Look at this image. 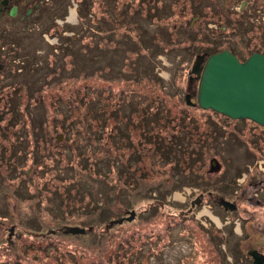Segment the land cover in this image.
<instances>
[{
    "label": "rangeland",
    "instance_id": "1",
    "mask_svg": "<svg viewBox=\"0 0 264 264\" xmlns=\"http://www.w3.org/2000/svg\"><path fill=\"white\" fill-rule=\"evenodd\" d=\"M136 1L108 0V36L97 25L98 0H91L90 29L79 0H68L66 13L65 0L58 1L64 35L80 36L49 80L50 71L35 73L43 95L15 100L13 127L0 130V264H251L248 251L264 256V127L201 109L193 78L199 70L192 73L210 40L247 57L245 38L257 41L264 32V0H192L193 9L182 13L175 1L161 0L158 14L145 17ZM198 4L219 9L218 17L209 14L219 25L196 19ZM20 37L25 51L58 43ZM51 120L46 150L31 153V124L47 129ZM232 129L245 138L238 141ZM61 130L67 138L55 141ZM123 142L141 172L136 192L123 186L131 202L118 195L117 162L129 164ZM253 148L263 157L253 158ZM109 189L106 203L100 194ZM221 200L235 209L224 210Z\"/></svg>",
    "mask_w": 264,
    "mask_h": 264
},
{
    "label": "trees",
    "instance_id": "2",
    "mask_svg": "<svg viewBox=\"0 0 264 264\" xmlns=\"http://www.w3.org/2000/svg\"><path fill=\"white\" fill-rule=\"evenodd\" d=\"M175 1V3H177V8L176 10L179 11V13H182L184 9H188L189 11L193 9L192 5H193V1L192 0H171ZM137 5L136 8H139L138 12H141L142 15L148 16V12L152 13L151 16H156L158 14V11L162 8V4L160 3L162 2L161 0H137ZM97 3H100V1L98 0ZM127 9H130V5L126 2ZM125 4V5H126ZM90 5V4H88ZM87 5V6H88ZM85 7L82 14L80 15H86L87 13V8ZM201 6L203 7L204 10V14H202L199 10V8H201ZM198 5L196 9H194V11L196 12V16H198L199 20H204L205 17L208 16V20L209 22H214L216 25H219L218 21V17L220 15V10L216 9L215 7H213L212 9L207 8V4L204 5ZM126 10V9H124ZM193 12V13H195ZM84 13V14H83ZM102 11L100 12L99 15L100 16V23L97 24L100 27V31H103V35L104 36H108V28L107 26H103L102 25ZM209 14H214L217 15L216 17H209ZM231 15V14H230ZM241 15V14H240ZM215 18V19H214ZM182 19V17H180L178 20ZM239 19V18H238ZM94 20V19H93ZM232 21V25L234 24L235 26H238V20L236 18V22L234 19H231ZM239 20H241L242 22L244 21L242 18H240ZM226 21H230L228 20L227 17L223 18V22L225 23ZM111 22V19H110ZM208 22V23H209ZM230 24V22H229ZM240 24V23H239ZM221 25V24H220ZM224 25V24H223ZM96 26V25H95ZM120 26V25H119ZM227 28V31L229 30V26L228 25H224ZM96 28H98V26H96ZM225 30V29H224ZM65 31V28H64ZM79 32L75 33L74 35H72L71 37H66V36H62L60 39H63L64 42V46L63 47H57L58 52H55L54 49H49L48 53L45 54L43 57H39L37 55H35V52H32V56L29 58L30 60L25 62L26 64L23 66H19L17 64L12 63V59L15 58L14 53H12V55L9 57L7 56L6 52H10V48H8V42L6 40H8V38L2 39L0 38V43L1 46L3 47V49H1L0 47V64H2L1 69H0V102H3V107L2 111H0V123L3 120V117L7 114H11L9 116V118L7 120H5L4 122L6 123L5 125H3V127H0V130L4 129L7 130L10 125L12 126L14 123L11 124V122H14V119L16 118V115L18 114V109H16L17 107H15L17 105V101L15 100H19L21 98H36L40 95H43L42 86H40L39 84L41 83V81L39 82H35L38 80H33L32 78L35 76V73L43 70V71H50V74H48L49 76L46 77V79H50V77H52V70H56L55 66H57V64H62L64 63V59L66 57H68V55L70 54V48L71 45L74 44V41L77 40L76 37L80 36L78 34ZM264 33V32H263ZM263 33L259 34V38L257 41H254V37L253 36H248V38H245V41L243 44L245 47V51L247 56H249L250 54H252V52H261L264 53V36ZM185 37L186 34L191 35L190 33H188L187 31L184 33ZM89 35H93V33L89 32ZM95 35H93L92 37H94ZM194 36V35H193ZM239 36V34H238ZM122 38V37H121ZM197 42L202 41V39L197 40L195 39ZM218 39H214V40H210V45H208L207 47H204L203 49H205L206 52H208L209 54L215 53V51H219L220 49H230L232 52H234V50L230 47L227 46L226 48H224V46L221 48L220 47V43L219 41H217ZM205 42L202 43V46ZM159 47V46H158ZM158 47L156 48V50H158ZM23 49V47H22ZM261 49V50H260ZM141 50V49H140ZM235 53V52H234ZM236 54V53H235ZM237 55L241 58V60H243L242 56L237 53ZM38 61L42 62L39 63ZM54 66V67H53ZM18 69H21V71L19 72ZM58 75V74H57ZM56 76V75H55ZM9 81V82H8ZM45 81V78L42 80V82ZM10 106V108H9ZM51 126L50 128L48 127L47 129L44 126V122L41 121H37V122H33L31 125H34L32 128L33 131V147H32V151L31 153H34L33 151L35 150L34 147L40 146L43 150H46L47 147V138L49 139L51 135H53V131L52 129H55V123L54 121L51 120ZM84 124V123H82ZM9 125V126H8ZM13 127V126H12ZM60 129V125L58 126ZM101 129V131H103L104 128H102L101 126L99 127ZM3 133V132H2ZM0 132V134H2ZM17 136H19V132H16ZM230 133V131H229ZM231 133H233V136L235 134V136H237V140L238 141H242V136H244L240 131L232 129ZM242 134V135H241ZM60 135L63 136V138H67V136L65 135L64 131H60L59 135H55L54 139L55 141H58V137H60ZM16 136V137H17ZM26 136V134H25ZM124 137V136H123ZM118 138V137H117ZM245 138V136H244ZM120 139V138H119ZM245 144H247L248 142H246V139H244ZM124 143V147H128V152H126V160L128 161L129 164H121V162H117V169H116V176L118 179V183H119V188H118V195L121 198L122 201L125 200H129L128 202H131L130 200V196L124 194L123 192V186H125V184L127 185V187H132L135 192L137 191L136 185L137 183H135L134 179H136V176H141V172L139 170H137L136 166L134 165V159H137V157L133 158V148H130V142H123ZM20 142L17 143V145H19ZM153 148V145H152ZM264 149V148H263ZM138 150V149H137ZM255 148L252 149V153H250V155L253 156V158H262L263 156L261 155L260 152H255ZM37 151V150H36ZM49 153L53 154L52 152L49 151ZM48 153V154H49ZM54 155V154H53ZM49 156V155H48ZM117 156V155H116ZM218 163V162H217ZM218 165L221 166L220 163H218ZM103 179H105L106 184L108 186V182L107 179L105 177V175L103 176ZM140 182H143V177L139 178ZM145 183V182H143ZM138 185V189H139ZM111 190H107V193H101L100 195H102V199L103 202L108 203L109 198H108V194ZM131 205V204H130ZM133 205V204H132ZM131 205V206H132ZM130 206V207H131ZM91 207L93 208V210H98L99 213L101 212V210L103 209V207L95 205V203L93 202V204L91 205ZM128 206V208H130Z\"/></svg>",
    "mask_w": 264,
    "mask_h": 264
},
{
    "label": "water",
    "instance_id": "3",
    "mask_svg": "<svg viewBox=\"0 0 264 264\" xmlns=\"http://www.w3.org/2000/svg\"><path fill=\"white\" fill-rule=\"evenodd\" d=\"M202 61L203 57L197 56L192 66V73L199 70L197 105L228 119L253 121L264 127V53H252L240 61L226 49L207 56L199 67ZM184 99L191 105L188 94ZM220 205L224 210L235 209V204L228 201L221 200ZM133 213L130 212L127 220L133 218ZM64 231L72 234L85 232L78 227H65ZM248 254L252 257L251 264H264V256L258 251L250 250Z\"/></svg>",
    "mask_w": 264,
    "mask_h": 264
},
{
    "label": "flooded vegetation",
    "instance_id": "4",
    "mask_svg": "<svg viewBox=\"0 0 264 264\" xmlns=\"http://www.w3.org/2000/svg\"><path fill=\"white\" fill-rule=\"evenodd\" d=\"M59 0H0V38L5 39L8 42V48H10V52H6L7 56H11L12 53H14L15 58L12 59V63L17 64L19 66L25 65L27 61H29L30 57L32 56V52H35L34 54L39 57H43L45 54H47L49 49H54L55 52H58L57 47H63L64 42L63 39H60L64 35V31L62 29L63 26H59L57 19L60 18L57 16V3ZM68 0H65L64 3V13L67 11V7L69 5H66ZM75 1V0H74ZM84 1V2H83ZM100 3H102L99 7L101 10H103V26H107V23L109 22V15L106 13L108 11V8L106 7L108 4V0H99ZM79 4L77 9L84 10V8L88 5L87 7V23H84V27L86 29H90L94 27L93 21L91 22V18H94V15L91 13V0H79ZM199 5V4H198ZM98 7V8H99ZM99 9V10H100ZM219 10V9H218ZM198 19V16L195 17ZM35 24L39 25V28L34 29ZM58 33L56 31L58 30ZM16 29H19V32H16ZM91 32V31H89ZM24 33L25 35H33V39L35 36L36 38H39L43 41H45V37L47 38H57L58 43L57 45H51V44H46V47L43 52H39V49L34 48L30 44V48H28L26 51L23 50L25 47L22 45V38L20 37ZM34 33V34H33ZM56 33V34H55ZM76 33L75 30L72 31V35ZM45 36V37H44ZM55 36V37H54ZM32 39V40H33ZM54 41H51L52 43ZM47 43V42H46ZM53 44V43H52ZM1 49L3 47L1 46ZM23 47V49H22ZM40 48V47H39ZM41 49V48H40ZM229 50L232 54H234L240 61H244L246 58L241 60V58L232 52L230 49L226 48ZM225 49V50H226ZM216 52V51H215ZM204 55L207 57V52H203ZM205 58V57H204ZM39 63H42L38 61ZM2 64H0V69H1ZM20 72L21 69H18ZM195 79L198 80V77H194ZM253 163V162H251Z\"/></svg>",
    "mask_w": 264,
    "mask_h": 264
},
{
    "label": "bare ground",
    "instance_id": "5",
    "mask_svg": "<svg viewBox=\"0 0 264 264\" xmlns=\"http://www.w3.org/2000/svg\"><path fill=\"white\" fill-rule=\"evenodd\" d=\"M71 18H74V12L73 11L71 12Z\"/></svg>",
    "mask_w": 264,
    "mask_h": 264
}]
</instances>
